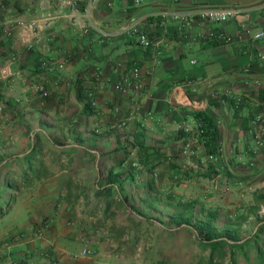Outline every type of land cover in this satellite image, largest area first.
<instances>
[{
	"label": "crops",
	"instance_id": "1",
	"mask_svg": "<svg viewBox=\"0 0 264 264\" xmlns=\"http://www.w3.org/2000/svg\"><path fill=\"white\" fill-rule=\"evenodd\" d=\"M75 1L86 13L72 15L55 0H0L6 20L54 18L30 51L14 33L2 36L0 25V175L32 178L25 236L1 245L0 264H264V205H241L235 188L264 187V146L254 150L248 133L249 121L264 112V60L257 57L264 38L243 32L264 31V0ZM234 6L240 17L185 30L148 17ZM131 31L145 34L150 46L136 44ZM133 64L146 94L114 89ZM198 79L212 84L179 87ZM223 91L239 102L213 96ZM192 101L215 122L213 155L191 143L199 126ZM259 128L264 137V123ZM207 166L224 200L211 205V189L207 205H191L182 198L190 190L177 186L186 187L196 170L207 176ZM224 174L228 186L218 185ZM195 210L196 221L211 215L210 239L177 225ZM53 213L42 237H32ZM81 241L89 257H74Z\"/></svg>",
	"mask_w": 264,
	"mask_h": 264
},
{
	"label": "built area",
	"instance_id": "2",
	"mask_svg": "<svg viewBox=\"0 0 264 264\" xmlns=\"http://www.w3.org/2000/svg\"><path fill=\"white\" fill-rule=\"evenodd\" d=\"M56 5L61 9H67L70 14L78 15L86 13V10L83 9L81 12L75 0H55ZM243 13V10L239 7H228V8H205L199 10L192 11H184V12H172V13H164L157 12L153 15H149V18H156L159 21H170L173 22L178 30H185L189 26L194 23H221L228 20H233L237 17H240ZM4 8L0 6V25L2 27V36H10L14 33L19 41L20 45L26 50L30 51L33 46L40 40L41 34L44 33L48 28L53 24L54 18L51 17H41L40 19H32L29 21H9L4 19ZM133 22V21H131ZM131 30V29H129ZM80 31L82 34L87 33L86 27H80ZM245 35H248L252 41H256L264 38V31H257L252 33L249 29L243 30ZM134 35L135 43L138 44L142 48H147L150 46L151 42L148 37L139 32V31H131ZM104 37V34H102ZM1 44V38H0ZM259 60H264V53H258L257 55ZM15 61L14 57H11L7 64H12ZM152 65L158 63V53H155L152 58ZM63 63H58L56 65L57 69H61ZM138 67L133 64L128 67L125 72L121 74L119 81L114 86V89L121 94L128 93H141L145 91V85L139 75ZM241 76L243 77V85H248L253 80L250 79V73L247 68H244L240 71ZM149 74V73H146ZM212 84L211 81L206 79H198V80H185L179 85L181 89H188L191 92L195 91L198 87L202 85H206L210 87ZM35 92L38 93L41 97L45 98L48 96L47 91L44 89L42 85H36L34 87ZM213 96L223 97L227 100H231L234 102H239L238 97L231 95V93L227 91H223L219 94L216 92L213 93ZM174 103L177 102L174 100ZM190 107L195 111H200L201 107H203V103L201 101H192L189 103ZM264 123V112L260 116H255L249 121L248 133L251 137V141L253 143V149H260L264 146V137L260 131L259 125ZM192 145H196L197 147H203L204 138H203V130H201L200 126H197L193 131V135L191 137ZM56 213H53L50 216L45 217L36 228L32 229V237L40 239L45 232V230L50 226L55 217ZM22 237L21 235L19 236ZM14 240V239H13ZM17 240V237L15 238ZM81 248L74 254L76 258H85L89 257L92 254L91 249L86 245L84 241H81ZM12 264V263H9Z\"/></svg>",
	"mask_w": 264,
	"mask_h": 264
},
{
	"label": "rangeland",
	"instance_id": "3",
	"mask_svg": "<svg viewBox=\"0 0 264 264\" xmlns=\"http://www.w3.org/2000/svg\"><path fill=\"white\" fill-rule=\"evenodd\" d=\"M7 154V153H5ZM208 174L204 175V172L196 170V173L192 172L189 176L188 182H186V187H179V189L190 190V195L182 194V198L188 199L191 201V205H207L204 204L206 195H209V190L214 189V182H211V179H215L216 171L213 169V166H207ZM1 173V172H0ZM212 174V175H210ZM225 178H221V182H218L220 186H228L227 184V175L224 174ZM30 180L32 178L27 177V174L23 173L17 177H13L8 172L0 175V250L6 246L1 245H10L15 242V238L20 239V235L25 236V223H26V209L24 202L29 200V190H30ZM219 181V179H218ZM29 182V183H28ZM182 186L183 184L179 182ZM247 185L235 186L237 191V199L241 201V205H264V187L262 184H259L254 190H249ZM217 192V193H215ZM246 194V195H245ZM212 204L215 205L217 202L220 205L224 200V194L221 191H212ZM220 203V204H219ZM29 207V206H28ZM30 208V207H29ZM259 214L264 215L263 210ZM193 219L196 221L200 216L199 210L193 211ZM43 220V219H42ZM33 227V226H32ZM32 229V228H31ZM14 239V240H13ZM12 242V243H11Z\"/></svg>",
	"mask_w": 264,
	"mask_h": 264
},
{
	"label": "trees",
	"instance_id": "4",
	"mask_svg": "<svg viewBox=\"0 0 264 264\" xmlns=\"http://www.w3.org/2000/svg\"><path fill=\"white\" fill-rule=\"evenodd\" d=\"M193 117L199 121V126L201 130H203V138L204 144L203 148L207 155H213L218 152V133L215 122L213 119L206 114L205 112H194ZM181 218V217H180ZM212 219L211 215H207V219L205 221H195L193 216L190 219L179 220L177 221V225L185 224L190 226L192 231L197 235L198 238H204L205 240L210 239L209 237L215 232L214 227L210 225V220Z\"/></svg>",
	"mask_w": 264,
	"mask_h": 264
}]
</instances>
